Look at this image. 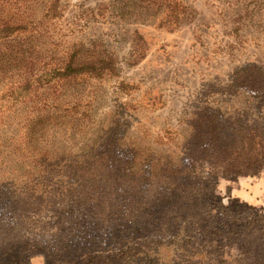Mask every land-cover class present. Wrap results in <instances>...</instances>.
<instances>
[{
    "label": "rangeland",
    "instance_id": "obj_1",
    "mask_svg": "<svg viewBox=\"0 0 264 264\" xmlns=\"http://www.w3.org/2000/svg\"><path fill=\"white\" fill-rule=\"evenodd\" d=\"M0 19L21 25L0 40V249L264 264V0H0ZM76 47L115 71L10 94Z\"/></svg>",
    "mask_w": 264,
    "mask_h": 264
},
{
    "label": "trees",
    "instance_id": "obj_2",
    "mask_svg": "<svg viewBox=\"0 0 264 264\" xmlns=\"http://www.w3.org/2000/svg\"><path fill=\"white\" fill-rule=\"evenodd\" d=\"M9 23L0 19V40L9 37L21 29V25H12ZM23 28L25 27L23 26ZM140 41L141 37L135 32L134 38L132 39L134 51L131 54V58L135 61L136 59L138 61L143 58V54L140 51ZM80 52L81 49L78 47L74 48L68 57L59 64L38 62L35 60L31 61V59H27L23 64L22 82H20L15 89L14 87H11L10 94L12 96L14 92L17 94H23L26 99L29 98L31 101L30 96H34L38 88H50L49 84L52 81L63 83L80 77L101 78L107 72L113 73L115 71L114 68L116 62L110 55L92 56L94 58L88 60L86 58H81ZM69 253L70 250L66 247L65 249L63 248L60 253H58V251L51 253L42 249V245L38 244L30 245L29 243H21L14 246V243H9L6 247L0 249V264H30V259L38 254H43L46 264H54L55 257L61 255L60 264H66V261L70 257Z\"/></svg>",
    "mask_w": 264,
    "mask_h": 264
}]
</instances>
